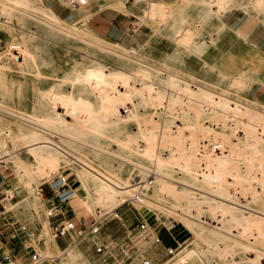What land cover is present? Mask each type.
<instances>
[{
  "label": "bare ground",
  "instance_id": "1",
  "mask_svg": "<svg viewBox=\"0 0 264 264\" xmlns=\"http://www.w3.org/2000/svg\"><path fill=\"white\" fill-rule=\"evenodd\" d=\"M186 3L196 8L195 16L178 12L172 15L169 27L165 31L151 27L149 36L155 38L165 32L166 37L176 48L182 47L187 55L196 57L202 65V72L211 73L212 63L204 58V55L209 45L214 43L212 32H215L216 27L226 26L223 19L228 1L186 0ZM121 4L124 5L125 2L122 1ZM4 6L6 11L17 8L49 24L53 23L58 29L89 40L73 29L68 22L59 18L45 3L36 5L28 0H5ZM147 7L141 16L143 22H146L149 16L153 19L156 14L162 13V7L157 2H150ZM86 19L87 16L83 17L84 22ZM193 20L201 26L208 25L213 28L210 31L209 42L203 39L196 27L190 28L188 24ZM122 29L131 34V29ZM236 34L243 37V33L238 30ZM149 42L150 39L144 42L145 45L139 43L140 49L127 48L117 41L110 43L113 45L111 50L124 58L129 63L130 69L115 73L106 70L105 78L100 81L101 85L97 88L96 99L100 108L104 109L114 100H122L124 96L130 95L135 97L138 107H147L151 119L143 121V124L138 126V131L128 135L120 142V146L132 149L142 160L151 165L152 171L144 177L137 174L138 181L130 184L127 178L112 174L110 169H99L89 162L81 163L77 160L83 170L74 169L70 176L65 177V183H69L70 186L66 184L72 191L70 201L75 196L74 191H77L80 213L91 214L97 206L108 209L103 215H100V212L96 213L97 218L113 212L128 199H134L137 192H141L140 199L134 202L145 207V214L149 216L148 221L144 223L143 229L140 228L130 237L128 243H123L113 253L108 250L104 258L95 261L96 264H116L129 257L136 260L139 256H143V251L157 235L155 229L151 227V222L154 220L160 221L165 240L173 244V247H168L172 250L173 257H168L161 264H177L176 261L180 256L194 254L205 261L204 259H208L210 255L233 253L239 250L243 255L249 251L257 253L254 258H243L241 264H262L264 259V102L255 92L251 91L247 96L241 97L233 95L232 89L251 90L255 84L264 86V77H250L244 73L235 76L217 75L214 80H210L207 76L198 77L194 74L195 71L185 69L183 60L174 57L176 56L173 55L174 52H167L159 58H155L149 50L145 52L143 49L149 46ZM137 82L139 84H136ZM60 104L67 109L68 119L60 115L39 116L26 119L28 127L17 132L18 134L6 132L4 144L13 148L12 154L19 150L17 142L14 141L15 137L21 141L31 160L46 162L56 168L60 166V154L71 156L57 144L52 143L43 132L44 129L50 128V124L65 125L73 131L87 135H98L104 133L107 126L125 118H100L97 113H92L90 117L81 116L78 114L81 99L69 95L63 96ZM164 114H169V117ZM166 117L167 119H163ZM175 117L195 121L186 122L181 127L174 124ZM210 120L222 122L223 130L216 131L209 127ZM186 130L188 135L185 134ZM199 133L204 134L211 142L202 145L203 143L198 141L200 139L198 136H201ZM240 133L244 134V137H241ZM134 142L137 145L130 146ZM15 156L13 155L12 160L13 170L23 175L19 185L24 192L30 194V201L24 199L12 208L31 207L33 203L37 204L38 200L33 181L37 178L41 183L45 181L38 176V171H34L31 160L26 163ZM0 163H2L1 159ZM136 164L144 166L141 162ZM51 185L57 189L59 178H56ZM165 192L173 200L171 204L169 203V207L160 202L161 195ZM240 197L245 198L244 203L240 201ZM181 200L184 202L181 203ZM171 205L178 206L179 209L178 217L175 214L177 218L172 220L170 214L174 213H170L173 211L170 210ZM207 212L210 213V218L215 219L212 227L199 220ZM3 213L10 212L5 209ZM79 217H75L74 222ZM46 220L48 223V219ZM179 221L183 222V227L193 235L191 241L177 238L176 223ZM206 232L210 235H206ZM41 233H45L44 230H41ZM90 236L97 237V235ZM50 239L52 240L45 237V241H42L41 246H37L35 250L38 253L50 248L58 251L55 257H47L53 264L60 259L61 264H83L81 261L87 259L85 252L80 248L71 245L62 249L53 238ZM93 241L94 244L99 243Z\"/></svg>",
  "mask_w": 264,
  "mask_h": 264
},
{
  "label": "rangeland",
  "instance_id": "2",
  "mask_svg": "<svg viewBox=\"0 0 264 264\" xmlns=\"http://www.w3.org/2000/svg\"><path fill=\"white\" fill-rule=\"evenodd\" d=\"M4 1L0 0V159L2 161L0 170L4 177L0 194L6 191L12 196L3 202L5 209L9 210L11 206L24 199L30 201V194L24 192L19 185L20 178L23 175L21 172L13 170L12 160L14 159L13 155L26 163L31 160V156L25 151L21 141L15 137L14 141L17 142L19 150L16 152L17 154L11 153L13 148L6 146L3 140L6 132L18 134L17 132L28 127L29 124L26 119H34L39 116L54 117L60 115L62 118L68 119L67 109L60 104L61 98L65 95L81 99L78 110V114L81 116L90 117L92 113H97L100 118H125L107 126L105 132L98 135H87L73 131L65 125L50 124V128L44 129L43 132L52 143L57 144L71 157L60 154V166L56 168L51 167L46 162L31 160L32 168L34 171L39 172L38 176L40 178L52 184L60 175L68 177L74 169L83 170L82 165L77 160L81 163L89 162L99 169H110L112 174L124 179L127 178L130 184L136 183L138 176L144 177L149 174L152 168L148 162L142 160L132 149H125L120 146V142L125 140L128 135L138 131V126L143 124V121L146 122L151 119L147 107H138L135 97L130 95L124 96L122 100H114L104 109L100 108L96 99L97 88L101 85L100 81L105 78L106 70L115 73L130 69L129 63L111 50L113 45L110 43L116 41L117 36H104L109 33V26L102 21L97 8L98 1L104 0H90L91 4L88 7L72 6L70 0H66L64 3L60 2L59 6L54 8L57 13L48 6L59 18L66 23L68 22L73 29L81 35H85L89 40H84L73 33L58 29L53 23L49 24L47 21L35 15L21 12L17 8L6 11ZM28 1L36 5L37 3H46L42 0ZM122 1L126 3L125 14L128 18H126V29L135 28L137 33L140 34L139 42L131 37L123 39L124 46L127 48L136 47L140 49L139 43L145 45L146 42L144 43V41L147 34L143 32L146 27H157L165 31L169 27L172 15H176L178 12H186L194 16L196 14V8L189 6L186 0H119L117 4L119 9H123L125 6V4H121ZM227 1V13L223 21L228 29L223 31L226 26L216 27L215 32H212L214 43L209 45L207 53L204 55V58L212 63L213 72L207 74L202 72V65L196 57L187 55L182 47L176 48L163 31L162 35L155 38L148 36L150 44L144 47L143 50L145 52L149 50L155 58H159L160 55L167 52H174L173 55H176L174 57L183 60L186 70L195 71L196 76H207L210 80H214L217 75L235 76L240 73L247 74L250 77H264V58L261 53L254 50L243 37L232 30L243 23V13L237 9V7L240 8L239 6L236 8L231 6L232 8L229 10L231 3L235 1ZM150 2H157L162 7V13L156 14L153 19H150L148 15L149 19L143 22L141 16ZM81 12L90 15L85 22L83 17L79 15ZM188 25L192 29L196 27L199 33L202 34L203 39L209 42L212 27L208 25L201 26L194 20ZM90 26L104 35L97 33ZM133 29H131V33ZM87 83L88 85H86ZM136 84H139V82ZM251 91L255 92L256 96L264 102V86L260 84H255L251 90H246V88L232 89V94L243 97ZM113 99H115L114 95ZM133 114L136 116L134 117ZM164 115L169 117V114ZM167 117L163 119H167ZM174 121V124L182 127L186 122H194L195 120L187 121L184 118L175 117ZM221 123L220 121H208L209 127L214 128L216 131L223 130ZM185 134L188 135L187 130ZM201 134L199 133V135ZM204 136V134L198 136V139L200 138L198 141L203 143L202 145L211 142ZM240 136L244 137V134L240 133ZM11 137L13 138V136ZM136 145V142L130 144V146ZM139 162L144 166L136 164ZM218 173L221 174L220 171ZM66 183L69 185L68 182ZM33 184L35 193L38 196L37 204L33 203L31 207L20 206L19 209H10V213L7 214L3 213L5 209L0 206V241L3 243V250L13 253L16 264H28L30 250H35L37 246L40 247L42 241H45V237L52 240L49 235L51 232L50 226L54 224L53 220L59 221L65 218L74 221L75 217L80 216L78 219L81 218L85 226H89L93 220L99 223L100 231L96 234L97 237L92 238L90 235L93 234H87L80 239L66 238V241L58 239L59 247L62 249L68 243L69 246H76L85 252L87 259L82 260L81 263L96 264L95 261L98 258H104V254L108 250L113 253L123 243H128L130 237L140 229L139 224H146L149 219V216L145 214V207H141L134 202L135 199H128L115 208L113 212L107 213L101 218H97L96 213L100 212V215H103L108 212V209L97 205V208H94L91 214H79L80 202L77 191L73 190L75 196L71 201L70 198L68 201L61 203L52 197V192H50L47 183L43 184L42 187L46 192L45 198L51 199H44L37 193L38 186L42 184L39 178L35 179ZM171 200L166 192L161 195L160 202L167 207L170 206ZM240 201L244 203L245 198L240 197ZM40 202L42 203L39 204ZM180 202L183 203L184 201L181 200ZM173 207L175 206L171 205L170 210L173 211L170 213H174L173 215L170 214L171 220L178 215L177 210H179L178 206ZM49 209L56 213L59 212L54 219H50L52 221L50 225L46 220ZM209 214V212L205 213L199 220L212 227L215 219L210 218ZM14 222L26 225L27 230L33 232V237H29L26 232L16 231L17 237L11 238V228L15 227ZM75 223L78 224V220ZM182 223L181 221L176 223L175 234L180 240L187 239L191 241L194 237L183 227ZM161 226L160 221L154 220L151 222L152 229H155L162 243L156 244L153 240L143 251V256L151 259L154 264L163 263L168 258L166 249L169 246L173 247V244H169L170 242L165 240ZM41 230H44L45 233H41ZM206 235H210V233L206 232ZM93 240L99 243L94 244L92 243ZM54 241L56 242V239ZM99 244H107L108 247L102 252H96L95 246ZM12 248L15 249V252ZM40 253L45 257H55L59 252L54 248H50L43 249ZM256 255L257 253L251 251L243 255V252L239 250L233 253L223 252L219 255H210L208 259L205 258V261H203L194 254L186 257L180 256L176 263L241 264L243 258H254ZM143 256H139L136 260L133 257H129V259L132 260L133 264H137ZM47 264H52V261H48ZM59 264H61V260ZM262 264H264V259H262Z\"/></svg>",
  "mask_w": 264,
  "mask_h": 264
},
{
  "label": "built area",
  "instance_id": "3",
  "mask_svg": "<svg viewBox=\"0 0 264 264\" xmlns=\"http://www.w3.org/2000/svg\"><path fill=\"white\" fill-rule=\"evenodd\" d=\"M70 4L72 6H83L86 4V1L85 0H70ZM3 178L4 177L2 175V171L0 170V187H1V183L3 182ZM58 178H59V185L57 186V189L54 188L51 185V183L44 182L38 186L37 193L42 198H45L46 192L43 190L42 186L43 184L47 183V186L49 187L50 192H52V195H53L52 197H54L57 201L61 203L68 201L72 197V191L69 189V187L65 183V180H66L65 176L60 175L58 176ZM140 197H141V192H137L134 199L139 200ZM9 198H10V195L6 191L0 194V206L3 207L4 209L5 207H4L3 202L7 201ZM58 214L59 212L57 213L53 212L52 209H49L47 211L48 225H50L52 222L50 219H54ZM53 223L54 224L50 226V229H51L50 234L54 239H63V240H65L66 238L67 239L69 238L80 239V238H84L87 234L96 235L100 231V225L96 220H93L89 226H85V223L81 218L78 219V224L75 223L74 221H70L65 218L59 221L53 220ZM13 225H15V227H13V229L11 228L12 230L11 238L17 237L16 231L26 232L29 237H33V232L27 230L26 226L22 224H18L17 222H14ZM139 226L141 229H143L144 223H140ZM0 236H1V232H0ZM154 243L156 244L162 243V240L159 237V235H156L154 239ZM107 247H108L107 244H99L95 246V250L96 252H102ZM12 250L13 252H15L14 248H12ZM30 252H31L30 261L28 264H47L48 262L47 257L40 255L34 249H31ZM166 254L169 258H172L174 255L170 248L166 249ZM0 264H16L14 257H13V253L3 250V243L1 241H0ZM116 264H133V263L131 259L127 258L125 261L118 262ZM137 264H154V263L151 261V259L143 256L138 261Z\"/></svg>",
  "mask_w": 264,
  "mask_h": 264
},
{
  "label": "crops",
  "instance_id": "4",
  "mask_svg": "<svg viewBox=\"0 0 264 264\" xmlns=\"http://www.w3.org/2000/svg\"><path fill=\"white\" fill-rule=\"evenodd\" d=\"M43 1H46L47 4L46 3L45 4L55 11L54 8L58 7L60 2L64 3L66 0H43ZM85 1H86V4L81 7H88L91 4L90 0H85ZM231 1H235V2L231 3L229 10L232 8L231 6H235V8L239 6L240 8L237 7V9L243 13V23L236 29L233 28L232 30L233 31L238 30L241 33H243V38L250 44V46L254 50L261 53V55L264 58V0H260V1L259 0L258 1L257 0H231ZM118 2L119 0L117 1L116 0H104V1H98V3L96 2L97 8H98V15L101 17L102 21L105 24H108L109 33L104 35L102 32H98L94 30L91 26L90 27L97 33H100L104 36L116 35L118 38L116 41L119 43H122L123 45H124L123 39L126 37H131L132 39H135L137 42H139L140 40L138 38L140 34L137 33L135 28L133 29L132 27H130V29H133V32L131 34L126 33L122 29V28L126 29L125 25L127 24V20H126L127 16L125 14L126 13L125 12L126 3L123 8L124 10H123L117 7ZM226 13H227V10L225 14ZM79 15L82 17L90 16L82 12L79 13ZM134 26H135V22H134ZM226 29H228L227 25L225 28H223V31ZM149 32H150V28L146 27L143 33L147 34V38L144 42L147 41ZM13 206H11L9 210L14 209L12 208ZM79 214L81 213L79 212ZM155 234H157V232H155ZM49 236L53 238L51 234ZM56 242L57 243L59 242L58 239H56ZM71 243L73 244L74 242H71ZM69 245L70 244L67 243L66 247ZM59 261L54 264H59Z\"/></svg>",
  "mask_w": 264,
  "mask_h": 264
}]
</instances>
